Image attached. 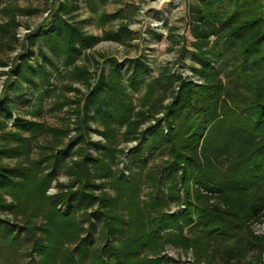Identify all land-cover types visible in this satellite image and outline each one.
Returning a JSON list of instances; mask_svg holds the SVG:
<instances>
[{
  "label": "trees",
  "instance_id": "16d2710c",
  "mask_svg": "<svg viewBox=\"0 0 264 264\" xmlns=\"http://www.w3.org/2000/svg\"><path fill=\"white\" fill-rule=\"evenodd\" d=\"M18 1L39 0H0V51L15 50L18 17L37 13ZM43 1L45 18L0 62V232L16 226L3 213L21 219L35 264H168L166 245L191 250L195 264H264V233L250 230L264 222V0H186L183 34L165 39L195 60L189 75L144 54L124 64L99 55L90 73L87 52L126 44L128 25L97 37L77 20L78 0ZM63 80L84 92L56 95ZM51 97L70 112L63 128L39 121ZM44 135L53 140L40 146ZM154 154L164 159L150 169ZM181 202L187 227L167 214ZM13 243L0 240V256Z\"/></svg>",
  "mask_w": 264,
  "mask_h": 264
},
{
  "label": "rangeland",
  "instance_id": "374dc122",
  "mask_svg": "<svg viewBox=\"0 0 264 264\" xmlns=\"http://www.w3.org/2000/svg\"><path fill=\"white\" fill-rule=\"evenodd\" d=\"M159 1L160 0H106L102 3L100 0H91V3H88L87 0H78V9L76 11L78 16L77 20L82 22L81 27L87 34L100 37L103 31L116 30L121 23H126L131 32V40L124 45L108 41H98L93 48L87 52L85 60L81 61L80 64L87 65L90 69V73H93L96 69L94 60H98L99 55L115 57L124 64L127 58H134L144 54L147 57L149 66L154 69L160 66H169L172 70L179 69L184 75H189L190 67H195L197 65L195 60L192 59L189 54H184L182 58L179 57L180 45L171 46L170 41L165 39L168 33L167 31L170 28H174V34L178 36L183 34L185 28V7L173 9L168 4H161ZM8 5L9 4L6 2H0V9ZM13 6L19 8L31 7L37 9V13L29 17H18V21L21 24L16 31L18 43L17 45L13 44L15 48L14 51H8L6 49L0 51L1 63L9 64L11 60H13L18 52L19 46L22 44L24 35L28 32L27 29L30 31L34 30L46 16V5L43 0L30 2L18 1L14 3ZM103 14L109 17L104 23L100 20V16ZM2 21L3 16L0 14V22ZM158 33L162 34V38H158ZM185 46L187 51L192 50L189 45V40L185 42ZM6 70V68H0V71ZM4 81L5 77L2 76L0 78V90ZM70 85L84 92V87L81 84H71L69 81L63 80L58 84L59 87L56 95H62L72 99L74 93L67 91ZM141 93L142 92H137L135 95L139 96ZM55 98L51 97L46 99L45 110L50 109V111L44 113L42 119L39 121L44 122L52 128H63L67 125V119H69L68 114L70 112L68 111V107H64L60 110H53L51 105ZM73 120V118H70V122H73ZM71 135H73V132ZM91 138L93 140L100 139L95 134H92ZM52 140L53 137L51 135H44L39 138V144L40 146H45L52 142ZM65 142L66 140H64V143ZM133 145L134 143H129L127 147L130 148ZM36 152L35 150L34 156ZM162 159H164V157L157 154L152 155L149 168L154 169L161 163ZM126 174L125 172V175ZM179 174L178 177H180ZM68 180V176H66L64 172H60L57 181L59 183H67ZM57 192L58 188L56 182H53L47 190L46 195L52 197ZM148 193L149 191H147V188L143 186L140 200L147 201ZM150 195L151 194H149V196ZM167 214L170 216L173 215L178 221L183 222V219L187 215L185 205L182 202L176 205L171 204ZM2 217L9 219V223L16 226H5L6 228H3L0 232V240L2 242L7 239L8 233L15 239V243L11 246L13 251L9 252L7 248L0 256V264H35V262H37V257H35L31 248V237L22 229L23 221L21 219L14 220L11 215L6 213H3ZM183 225L185 227L188 226L184 222ZM250 230L253 235H261L264 233V222H262V224H253L250 226ZM183 234L185 235V233ZM254 254L253 250H249L244 258L245 263L251 262ZM159 256L165 257L164 260H166L168 264H195L191 250H189L187 254H182L179 248H174L169 245L164 247V250ZM262 261H264V259H262Z\"/></svg>",
  "mask_w": 264,
  "mask_h": 264
},
{
  "label": "built area",
  "instance_id": "2783aa9c",
  "mask_svg": "<svg viewBox=\"0 0 264 264\" xmlns=\"http://www.w3.org/2000/svg\"><path fill=\"white\" fill-rule=\"evenodd\" d=\"M161 4H168L173 9L185 7V0H160Z\"/></svg>",
  "mask_w": 264,
  "mask_h": 264
}]
</instances>
